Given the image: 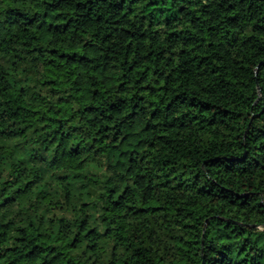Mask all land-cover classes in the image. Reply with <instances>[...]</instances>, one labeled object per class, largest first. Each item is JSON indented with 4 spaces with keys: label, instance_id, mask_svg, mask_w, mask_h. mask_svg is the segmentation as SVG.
<instances>
[{
    "label": "trees",
    "instance_id": "trees-1",
    "mask_svg": "<svg viewBox=\"0 0 264 264\" xmlns=\"http://www.w3.org/2000/svg\"><path fill=\"white\" fill-rule=\"evenodd\" d=\"M0 264H264V0H0Z\"/></svg>",
    "mask_w": 264,
    "mask_h": 264
}]
</instances>
